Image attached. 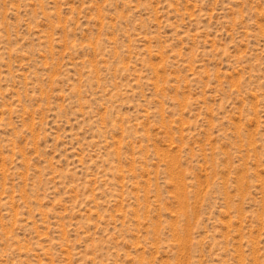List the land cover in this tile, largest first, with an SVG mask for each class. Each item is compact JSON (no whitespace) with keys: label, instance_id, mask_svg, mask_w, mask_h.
Listing matches in <instances>:
<instances>
[{"label":"rangeland","instance_id":"rangeland-1","mask_svg":"<svg viewBox=\"0 0 264 264\" xmlns=\"http://www.w3.org/2000/svg\"><path fill=\"white\" fill-rule=\"evenodd\" d=\"M0 264H264V0H0Z\"/></svg>","mask_w":264,"mask_h":264}]
</instances>
